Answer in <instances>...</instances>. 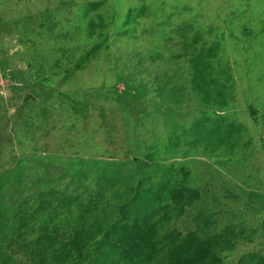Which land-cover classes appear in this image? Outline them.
Listing matches in <instances>:
<instances>
[{
  "label": "rangeland",
  "instance_id": "1",
  "mask_svg": "<svg viewBox=\"0 0 264 264\" xmlns=\"http://www.w3.org/2000/svg\"><path fill=\"white\" fill-rule=\"evenodd\" d=\"M195 40L219 44L233 69L229 110L195 99L183 53ZM71 100L88 102V118ZM203 112L243 133L197 140ZM69 165L103 181L116 171L132 189L138 180L144 191L166 188L170 206L126 226L135 239L200 223L219 234L224 264H264V0H0V174Z\"/></svg>",
  "mask_w": 264,
  "mask_h": 264
},
{
  "label": "trees",
  "instance_id": "2",
  "mask_svg": "<svg viewBox=\"0 0 264 264\" xmlns=\"http://www.w3.org/2000/svg\"><path fill=\"white\" fill-rule=\"evenodd\" d=\"M195 44L198 40L187 44L183 53L192 70L198 105L229 110L235 103L236 85L230 63L221 60L219 44L201 49ZM104 49V44L93 47L80 59L79 68H86ZM97 95L91 92L87 97ZM88 107L85 100L70 103L71 111L85 119ZM202 114L193 130L199 141L230 142L243 133L240 124L224 115ZM42 170L41 175L29 177L16 174L15 169L0 174V264H224L219 234L200 223L199 230L187 234L153 236L151 244L128 232L126 226L134 218L140 223L148 211L169 205L166 188L144 191L138 180L132 189L116 178V171L103 181L90 168L69 165ZM162 182L166 185L165 179ZM169 219L174 228L179 216L169 214Z\"/></svg>",
  "mask_w": 264,
  "mask_h": 264
}]
</instances>
